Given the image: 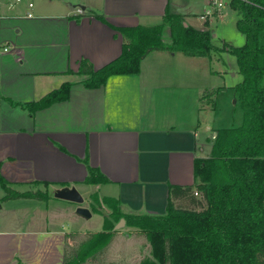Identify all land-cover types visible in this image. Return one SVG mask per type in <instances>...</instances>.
Instances as JSON below:
<instances>
[{
  "label": "crops",
  "instance_id": "1",
  "mask_svg": "<svg viewBox=\"0 0 264 264\" xmlns=\"http://www.w3.org/2000/svg\"><path fill=\"white\" fill-rule=\"evenodd\" d=\"M203 1L206 10L198 14L196 26L191 7L202 0H63L62 11L36 9L33 0H0V92L29 102L66 80L73 82L67 99L33 114L0 99L2 173L11 187L50 195L48 200L9 199L23 208L25 223L0 222V264L64 262L71 232L67 215L88 217L77 213L79 203L55 192L73 185L80 190L87 183V155L110 179L97 189L117 198L124 211L165 212L171 184L196 190L193 160L209 157L217 130L238 126L243 118V111L234 115L238 94L233 86L242 77L237 81L238 68L223 59L230 52L192 57L152 50L138 73L112 75L99 88L87 87L80 81L83 74L67 70L78 71L84 57L96 68L115 59L123 35L114 24L159 22L167 5L185 25L209 29L217 44L220 38L211 24L236 11L230 0L221 7ZM180 6L186 10L178 13ZM260 36L264 43V31ZM4 45L11 50L4 51ZM224 75L231 77L229 83ZM5 194L0 192V199ZM194 199L201 201L199 195ZM173 200L191 208L196 203L189 197ZM87 206L93 214L92 204Z\"/></svg>",
  "mask_w": 264,
  "mask_h": 264
},
{
  "label": "trees",
  "instance_id": "2",
  "mask_svg": "<svg viewBox=\"0 0 264 264\" xmlns=\"http://www.w3.org/2000/svg\"><path fill=\"white\" fill-rule=\"evenodd\" d=\"M238 16L239 31L245 43L230 46L213 42L209 29L184 24L179 14L166 13L159 22L149 24L115 25L123 35V48L115 59L96 68L88 58L80 59V81L87 87L99 88L116 74H133L141 70L142 59L152 50H172L187 56H206L212 51L227 50L237 62L242 80L234 85L243 111L238 126L219 128L211 154L195 158L192 186L171 184L169 205L165 212L124 211L121 202L99 190L91 198L106 207L104 227L91 232L76 252L67 254L62 264H83L98 254L115 238L116 223L124 217L127 223L138 228L152 244L151 253L143 256L139 264H264V43L259 41L264 31V0H230ZM98 17L108 20L102 15ZM168 29L166 40L164 33ZM73 82L64 81L43 96L21 102L0 92V99L21 106L33 114L36 110L64 101L70 96ZM1 101V100H0ZM88 173L85 182L98 185L109 177L90 164L88 155L83 158ZM36 182H40L36 180ZM48 185L47 181H41ZM0 185L6 194L3 199L16 197L49 199L48 190L21 191L11 187L1 170ZM195 192L201 201L194 199ZM189 197L196 201L192 208H180L173 198ZM198 205L199 208H196ZM92 208L101 212L99 206Z\"/></svg>",
  "mask_w": 264,
  "mask_h": 264
},
{
  "label": "rangeland",
  "instance_id": "3",
  "mask_svg": "<svg viewBox=\"0 0 264 264\" xmlns=\"http://www.w3.org/2000/svg\"><path fill=\"white\" fill-rule=\"evenodd\" d=\"M16 1V0H11ZM36 9L43 8L48 9L50 11H62L66 6L63 0H33ZM223 4L225 2L228 3L229 0H220ZM24 2L21 4L23 5ZM183 4V3H181ZM208 7V6H207ZM178 13L180 11L186 10L183 6L176 8ZM191 11L193 13L192 23L194 25L200 24L199 13L204 12V1L201 3H197L195 6L191 7ZM173 10V9H172ZM210 27V26H208ZM211 27L215 29L217 32L218 45H221L220 40L229 43L231 46H240L245 43L244 36L239 31L236 24V14L231 12L230 15L221 17L211 24ZM263 35V34H261ZM169 37V31L166 29L164 33V38L167 40ZM261 37V36H260ZM263 40V39H262ZM223 59L227 63V65H231L234 70L237 68V62L234 56L226 54L223 56ZM218 63V61L216 62ZM222 66V64H220ZM218 67V66H217ZM224 68V65L222 66ZM240 74L236 73V80H240L242 77ZM227 82H230L231 77L229 75H224ZM234 88V86H233ZM233 100V99H232ZM242 113L241 108L238 104L234 106V115H240ZM239 120V119H238ZM97 186L93 184L86 183L80 187V192L84 197V202L82 205H88V202L91 204L94 203L99 206L102 210V215L98 212L93 211V214L88 218H80V216H76L74 214V219H70L71 216L67 215L66 223L69 222L68 229H70L69 238V246L66 254H73L76 252L82 242L85 241L87 236L91 232L99 231L104 227V215L107 212L106 207L102 204L95 202L93 199L89 198V194L97 191ZM0 192H4V189L0 186ZM100 192V191H99ZM39 199V198H38ZM3 202V206L0 205V222L1 224L7 222L11 226V224L20 225L21 223H25L22 221L23 214L20 210V205L16 202H10L9 199H0ZM88 200V202H87ZM77 203V202H74ZM1 204V203H0ZM180 208H191L188 204L180 203L177 205ZM196 208H199L198 205ZM119 222V221H118ZM117 222V223H118ZM116 223V224H117ZM68 225V224H67ZM75 230V231H73ZM73 231V232H72ZM115 238L112 240L110 244L103 248V250L97 252L98 254L90 256L86 259L83 264H139L140 260L144 255L151 253L152 244L148 241L147 237L137 228L129 225L127 221L120 226V228L116 229Z\"/></svg>",
  "mask_w": 264,
  "mask_h": 264
},
{
  "label": "water",
  "instance_id": "4",
  "mask_svg": "<svg viewBox=\"0 0 264 264\" xmlns=\"http://www.w3.org/2000/svg\"><path fill=\"white\" fill-rule=\"evenodd\" d=\"M55 195L57 197H60L62 199H69L74 202L79 203L80 205L77 207V213L83 217H90L92 215V210L87 205H82L84 202V197L77 186H66L59 188ZM126 222V219L124 217L120 218V221L115 225L114 229L120 228L121 225H123Z\"/></svg>",
  "mask_w": 264,
  "mask_h": 264
},
{
  "label": "built area",
  "instance_id": "5",
  "mask_svg": "<svg viewBox=\"0 0 264 264\" xmlns=\"http://www.w3.org/2000/svg\"><path fill=\"white\" fill-rule=\"evenodd\" d=\"M212 4L213 5L215 4L217 7H221L223 5V3L220 0H213ZM30 5H32V2H30ZM79 11L83 12L81 7H79V9H78V12ZM3 48H4V51H10L11 50V46H9V45H4ZM214 137H215V135H214ZM195 195H197L196 192H195Z\"/></svg>",
  "mask_w": 264,
  "mask_h": 264
}]
</instances>
